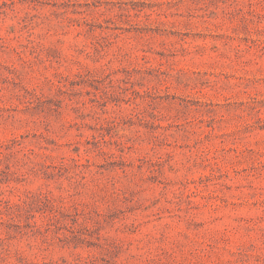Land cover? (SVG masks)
Returning <instances> with one entry per match:
<instances>
[{
    "label": "rangeland",
    "instance_id": "rangeland-1",
    "mask_svg": "<svg viewBox=\"0 0 264 264\" xmlns=\"http://www.w3.org/2000/svg\"><path fill=\"white\" fill-rule=\"evenodd\" d=\"M0 264H264V0H0Z\"/></svg>",
    "mask_w": 264,
    "mask_h": 264
}]
</instances>
